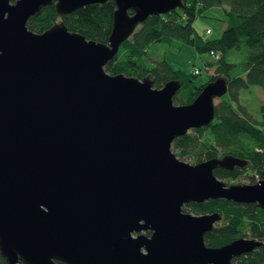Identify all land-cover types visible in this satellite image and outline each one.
<instances>
[{"label":"water","instance_id":"obj_1","mask_svg":"<svg viewBox=\"0 0 264 264\" xmlns=\"http://www.w3.org/2000/svg\"><path fill=\"white\" fill-rule=\"evenodd\" d=\"M114 1L107 44L69 31L44 34L29 20L56 2L61 16ZM184 0H0V251L9 264H234L264 246L238 239L208 247L220 213L184 208L210 200L258 204L255 185H232L217 169L245 168L229 155L191 165L176 139L216 120L229 82L209 83L175 105L179 80L111 75L106 66L151 16ZM151 232V236L146 233Z\"/></svg>","mask_w":264,"mask_h":264},{"label":"trees","instance_id":"obj_2","mask_svg":"<svg viewBox=\"0 0 264 264\" xmlns=\"http://www.w3.org/2000/svg\"><path fill=\"white\" fill-rule=\"evenodd\" d=\"M184 3L183 8L172 13L149 17L133 37L121 46L118 55L106 66V71L111 75L125 74L140 80L150 77L156 89L179 80L182 88L174 99L175 105L193 103L209 83L221 77L226 78L229 93L217 105L214 123L208 128L194 130L198 136L188 134L176 139L173 145L180 156H190L196 164L218 158L221 151L248 159L251 171L262 179L264 104L260 107L261 118L257 120L241 105L240 94L250 87H259L264 91V0H184ZM213 8H222L227 21L222 36L209 40L198 33L195 22ZM116 11V3L109 1L61 16L54 2L32 17L28 27L37 34H44L56 23L63 22L69 31L80 33L88 40L107 44L113 31ZM156 44L179 48L188 45L199 54L220 53L221 59L206 64L209 69L217 67V75L210 76L207 82L198 85L195 83L198 75L194 72L188 76L173 69L166 60L150 64L149 52ZM236 55L242 57L240 62L235 61ZM239 66L241 72L235 74ZM242 170L236 168L228 172L218 169L215 175L221 180H237L245 173ZM250 177L256 183L255 176L250 174ZM184 209L194 215H222L221 224L205 236L208 247L220 248L241 239L247 228L253 238L264 239V210L256 205L210 200L203 204L192 203ZM146 234L151 236L152 233ZM234 263L264 264V246L246 257L234 260ZM0 264H9L1 251Z\"/></svg>","mask_w":264,"mask_h":264},{"label":"rangeland","instance_id":"obj_3","mask_svg":"<svg viewBox=\"0 0 264 264\" xmlns=\"http://www.w3.org/2000/svg\"><path fill=\"white\" fill-rule=\"evenodd\" d=\"M226 21L227 19H226L225 11L222 8H213L206 11L203 16L199 17L196 20L195 28L197 29L198 33L203 37H205L206 39L216 40L222 36V33L226 27ZM208 29L212 30V35L210 36L206 34V31ZM161 60H166L172 66L173 69L180 70L184 74L191 76L194 71V66L204 69V67L207 66L206 65L207 63H211L216 59H214L213 57H211L210 54L207 53L199 54L193 47L188 45H185L181 48L176 46L169 47L168 45H162V44L153 45V47L150 49L149 52L148 62L153 65L157 61H161ZM241 60L242 57L240 55L238 56L236 55L235 61L240 62ZM216 69L217 67H212L209 69V72L205 71L204 69V73L197 77L195 83L199 85L207 82L210 79V76L217 75ZM240 72H241V67L239 66L236 68L235 74H238ZM240 101H241V105L245 107L246 110L250 114H252V116L255 119L260 120L261 118L260 107L262 104H264V91L261 88L250 87L246 90H243L240 94ZM220 103L221 100L216 101V105H219ZM189 134L195 137L198 136V134L194 130L190 131ZM172 151L173 153L176 154V156L180 161L191 165H196L195 160L190 156H185V155L180 156L178 150L174 147V145ZM229 155L230 154L228 153L224 154L221 151L219 153L218 159H222ZM243 160L246 159L243 158ZM247 169H249L248 171L250 172L251 175L255 176L256 183L252 181V178L250 177L249 173L247 174V171L237 180L223 179L222 181L225 182L228 186L257 184L259 181L258 174L251 171L252 170L251 166H249ZM186 213H191V212L188 210ZM219 224H221V222ZM243 234H244L243 238L253 239L252 234L248 228L245 229ZM234 264H238V263H234Z\"/></svg>","mask_w":264,"mask_h":264},{"label":"built area","instance_id":"obj_4","mask_svg":"<svg viewBox=\"0 0 264 264\" xmlns=\"http://www.w3.org/2000/svg\"><path fill=\"white\" fill-rule=\"evenodd\" d=\"M206 34L211 35L212 34V30L211 29H208L206 31ZM210 55H211V57H213L216 60L221 59V54L220 53L212 52ZM204 69H205V71H208L209 70L207 67H204ZM204 69L199 68L197 66H194V71L193 72H194L195 75L200 76V75H202L204 73Z\"/></svg>","mask_w":264,"mask_h":264},{"label":"flooded vegetation","instance_id":"obj_5","mask_svg":"<svg viewBox=\"0 0 264 264\" xmlns=\"http://www.w3.org/2000/svg\"><path fill=\"white\" fill-rule=\"evenodd\" d=\"M235 157H236V156H235ZM238 158H239V157H238ZM248 167H249V163H248V165H247L245 168H241V167H236V168H241V169H243L242 171H244L245 173H246V171H247V174H248V173L250 174V172L248 171L249 169H247ZM236 168H235V169H236ZM235 169H234V170H235ZM217 170H218V169H217ZM222 170H223V169H222ZM234 170H232V171H234ZM232 171H228V172H232ZM259 181H260V179H259ZM259 181H258V182H259ZM191 204H192V203H191ZM189 205H190V204H189ZM242 205H245V204H242ZM253 205H256L258 208H260V207L258 206V204H253ZM260 209H261V208H260ZM221 221H222V220H221ZM221 221H220V222H221ZM220 222H219V223H220ZM219 223H218V224H219ZM216 226H217V225H216ZM253 239H257V240L262 241V242L264 243V239H258V238H253ZM262 247H263V246H262ZM247 255H248V254H247ZM247 255H244V256H241V257H246ZM241 257H238V258H241ZM238 258H236V259H238ZM236 259H234V260H236ZM233 263H234V261H233Z\"/></svg>","mask_w":264,"mask_h":264},{"label":"clouds","instance_id":"obj_6","mask_svg":"<svg viewBox=\"0 0 264 264\" xmlns=\"http://www.w3.org/2000/svg\"><path fill=\"white\" fill-rule=\"evenodd\" d=\"M206 67V66H205ZM208 68V67H207ZM209 69V68H208ZM208 72V71H207Z\"/></svg>","mask_w":264,"mask_h":264},{"label":"bare ground","instance_id":"obj_7","mask_svg":"<svg viewBox=\"0 0 264 264\" xmlns=\"http://www.w3.org/2000/svg\"><path fill=\"white\" fill-rule=\"evenodd\" d=\"M206 73V72H205ZM204 89V88H203Z\"/></svg>","mask_w":264,"mask_h":264}]
</instances>
